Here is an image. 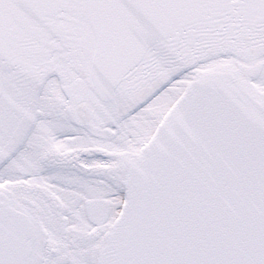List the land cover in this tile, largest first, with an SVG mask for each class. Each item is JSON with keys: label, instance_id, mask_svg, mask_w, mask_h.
<instances>
[{"label": "water", "instance_id": "95a60500", "mask_svg": "<svg viewBox=\"0 0 264 264\" xmlns=\"http://www.w3.org/2000/svg\"><path fill=\"white\" fill-rule=\"evenodd\" d=\"M261 49L264 0H0V163L51 76L97 128L199 62ZM126 186L100 264H264V97L240 72H204ZM39 249L35 219L0 189V264Z\"/></svg>", "mask_w": 264, "mask_h": 264}, {"label": "flooded vegetation", "instance_id": "af4514ba", "mask_svg": "<svg viewBox=\"0 0 264 264\" xmlns=\"http://www.w3.org/2000/svg\"><path fill=\"white\" fill-rule=\"evenodd\" d=\"M246 70L247 79L254 83L260 80L264 76V54L246 65ZM52 115L73 123L67 105ZM125 128L117 125L111 130L92 133L91 145L62 155H49L36 145H26L10 161L8 177L13 179L19 159L26 167L24 178L10 180L8 190L33 212L41 225V264H97L105 236L123 203L129 164L137 156V149H116ZM50 129V123L45 122L40 131L48 133ZM89 149L96 152H88ZM48 170L53 173L48 174ZM47 181L51 188L46 186ZM91 200L98 204L97 209H92L97 216L106 207V217L98 218V225L89 217Z\"/></svg>", "mask_w": 264, "mask_h": 264}, {"label": "rangeland", "instance_id": "374dc122", "mask_svg": "<svg viewBox=\"0 0 264 264\" xmlns=\"http://www.w3.org/2000/svg\"><path fill=\"white\" fill-rule=\"evenodd\" d=\"M229 58H220L212 62H206L196 66L195 68L186 72L183 76L175 79L172 83L168 84L164 89L158 92L153 98H151L144 106H142L138 114L129 118L124 123L125 132L123 140L119 142L116 149H126V151H136L141 141H145L148 135L159 121V119L165 114L171 104L177 101L187 83L195 79L202 71L207 69L229 65ZM257 86L264 91V76L257 81ZM40 106L42 109L51 108L55 112L61 108L64 103L62 95L60 93V85L56 80H50L44 87L42 95L40 97ZM173 103V104H174ZM172 104V105H173ZM171 108V107H170ZM51 111H48L50 113ZM54 118V117H53ZM50 123L53 127V133L47 135L46 131H40L43 127L38 128L34 138H32L30 145H36L41 150L47 151L49 155L58 154L62 155L66 152L76 151L91 145L94 142V137L87 132L77 129L75 126L67 123L65 119L54 118ZM136 144V145H135ZM45 145V146H44ZM19 165H16L14 171V179L8 177L9 167L5 168L0 173V183L6 185L7 180H20L24 178L25 164L19 159ZM53 173L48 170V174ZM7 175V177H6ZM47 187L52 185L47 181Z\"/></svg>", "mask_w": 264, "mask_h": 264}, {"label": "bare ground", "instance_id": "6f19581e", "mask_svg": "<svg viewBox=\"0 0 264 264\" xmlns=\"http://www.w3.org/2000/svg\"><path fill=\"white\" fill-rule=\"evenodd\" d=\"M236 61H237V62H240V63H241V62H245V61H242V60H240V59H239V60H236Z\"/></svg>", "mask_w": 264, "mask_h": 264}]
</instances>
